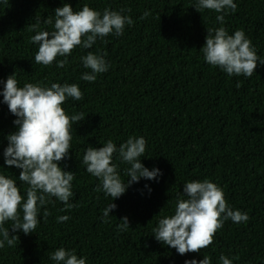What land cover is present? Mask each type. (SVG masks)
<instances>
[{
    "label": "trees",
    "instance_id": "trees-1",
    "mask_svg": "<svg viewBox=\"0 0 264 264\" xmlns=\"http://www.w3.org/2000/svg\"><path fill=\"white\" fill-rule=\"evenodd\" d=\"M233 2L236 12L226 10L221 24L216 17L223 13L198 12L197 0H0V174L15 180L26 199L28 185L18 179L21 170L7 166L3 155L7 136L18 128L13 123L17 117L3 103L9 75L15 73L18 87L77 84L83 99L68 98L62 107L69 117L85 115L73 123L68 157L59 162L74 173V207L65 209L49 197L35 232L28 235L13 231V222L6 221L9 235L19 240L0 248V264H57L50 257L61 247L86 258V264H185L204 256L211 264H222L221 255L232 264H264V65L251 77L229 76L209 65L200 51L206 29L224 27L230 35L242 29L264 60V0ZM64 3L74 11L87 4L101 14L105 8L124 9L122 15L133 24L125 26L122 36L98 37L89 49L77 46L65 67H57L65 57L49 66L37 64L39 45L31 37L54 30V10ZM145 12L149 15L141 19ZM48 17L52 25L44 23ZM88 52L103 55L109 65L94 82L81 79L91 71L81 60ZM129 137L146 140L140 162L162 175L141 178L112 201L95 190L100 180L87 171L83 156L90 146L100 148L111 140L118 148ZM113 163L127 183L129 165L118 154ZM204 179L220 186L229 206L246 212L249 220L225 221L210 246L180 255L157 241L153 229L174 214L179 198H187L186 183ZM110 203L117 207L105 218ZM45 210L50 213L46 219ZM65 215L69 219L58 222ZM124 217L127 229L119 227Z\"/></svg>",
    "mask_w": 264,
    "mask_h": 264
},
{
    "label": "clouds",
    "instance_id": "clouds-1",
    "mask_svg": "<svg viewBox=\"0 0 264 264\" xmlns=\"http://www.w3.org/2000/svg\"><path fill=\"white\" fill-rule=\"evenodd\" d=\"M195 9L198 12L214 10L223 13L216 17L223 24L228 14L226 10L235 13L237 4L233 0H197ZM124 11L105 8L101 14L87 4L81 10L74 11L70 4L64 3L54 10V30L38 31L31 37V41L39 45L35 63L49 66L57 57H65L57 63V67H65L69 63L66 57L77 46L89 49L98 37L104 38L113 33L122 36L125 26L133 24L131 17L122 15ZM148 15L145 12L141 19ZM44 23L52 25L53 19L48 17ZM31 27L35 29L37 25ZM206 31L205 44L200 51L209 65L219 67L229 76L245 77H251L259 65H264V60L257 55L242 29L231 35L224 27L208 28ZM81 60L84 68L91 70L82 75L84 81L94 82L98 74L108 71L109 65L103 55L88 52ZM2 96L9 112L17 117L13 123L18 126L17 131L7 136L4 162L9 167L15 166L21 170L18 179L28 187L25 199L15 180L0 174V235L3 237L0 248L5 246V242L13 246L19 240L18 236L9 235V229L3 226L5 222H13V231L22 230L25 235L35 232L40 222L41 206L49 203V197L63 202L65 209L74 207L70 203V198L74 196V173L64 171L59 162L68 157L73 123L85 118L83 113L69 117L62 107L68 98L77 101L83 99L77 84L53 83L51 87H42L26 83L18 87L14 73L7 77ZM145 150L146 140L143 137H129L118 148L111 140L100 148L88 147L83 163L87 171L100 180L95 190H103L113 201L124 195L128 187L141 178L155 180L158 175H162L158 168L149 170L140 162ZM115 154H118L121 162L129 165L126 169L129 177L127 183L121 179L117 165L113 163ZM183 194L187 198L177 200L174 214L160 219L158 227L153 229L157 241L174 248L180 255L198 253L210 246L215 233L225 221L230 219L239 224L249 220L246 212L233 210L226 201L223 189L208 179L186 183ZM116 207V204L110 203L103 210V216L109 217ZM49 215L45 210L44 218ZM68 219L66 215L57 218L58 222ZM120 221V228H129L127 217ZM50 258L57 264H86V258L78 257L74 250L68 251L63 247L52 253ZM219 259L222 264H232V260L225 255ZM185 264H211V259L204 256L200 261L186 260Z\"/></svg>",
    "mask_w": 264,
    "mask_h": 264
}]
</instances>
